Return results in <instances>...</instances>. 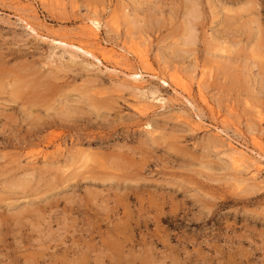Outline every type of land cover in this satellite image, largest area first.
Masks as SVG:
<instances>
[{"label": "rangeland", "instance_id": "obj_1", "mask_svg": "<svg viewBox=\"0 0 264 264\" xmlns=\"http://www.w3.org/2000/svg\"><path fill=\"white\" fill-rule=\"evenodd\" d=\"M45 1L0 0V264H264V0ZM91 16L141 80L51 43Z\"/></svg>", "mask_w": 264, "mask_h": 264}, {"label": "bare ground", "instance_id": "obj_2", "mask_svg": "<svg viewBox=\"0 0 264 264\" xmlns=\"http://www.w3.org/2000/svg\"><path fill=\"white\" fill-rule=\"evenodd\" d=\"M40 1V0H39ZM45 0H41V2H44ZM45 2H47V1H45ZM242 4V3H241ZM31 11V10H30ZM34 12V11H33ZM33 13L31 12V15H32ZM36 14V13H35ZM96 14V13H95ZM98 15V14H97ZM96 15V16H97ZM16 16V15H15ZM34 16V15H33ZM94 16V15H93ZM93 16H91V17H93ZM38 17V16H37ZM36 17V18H37ZM26 18V17H25ZM34 18V17H33ZM35 18V19H36ZM94 18V17H93ZM99 20H101L100 18H98ZM98 19H96V18H94V19H89V20H87L86 22H82L83 24H84V31H85V35H86V39H87V42L85 41V42H83V41H78V42H75V43H71V42H68V41H65L64 39H62V38H56L55 37V39H50L51 40V43H53V44H56V45H59L60 47L61 46H63V48H64V46H67V48H71V50H72V48L73 49H76V50H74V51H76V52H81L82 54H84V55H86L87 57H90L92 60H94V61H96L97 62V64L99 65V66H102V67H104V69H106L107 70V67H105L107 64L108 65H111V67H112V69L113 70H122L124 67H126L127 65H125L126 63H124L125 62V60L127 61V58H126V55H124L123 53H121V52H119L118 50H117V47L116 46H112V45H103V43L101 42V41H105V40H101L100 41V31H102L101 30V22L98 20ZM21 22H23L25 25V28L27 29V31H29L31 34H33V35H35V36H37V37H42L41 35H40V33L35 29V27H33L30 23H28L26 20H24V19H19ZM38 20V19H37ZM230 20V19H229ZM18 23V22H17ZM255 23V22H254ZM252 24V23H251ZM257 24H258V22H257ZM19 25V24H18ZM17 25V26H18ZM40 25H41V22H40ZM255 25V24H254ZM36 26V25H35ZM258 26V25H257ZM19 27V26H18ZM259 27V26H258ZM258 27H256V29L258 28ZM40 28V27H39ZM254 28H255V26H254ZM262 29V28H261ZM24 30V29H23ZM118 30V29H117ZM26 31V32H27ZM46 31H47V29H46ZM83 31V32H84ZM263 31V30H262ZM102 32H104V31H102ZM253 32H254V30H253ZM50 33V32H49ZM53 33V32H52ZM258 33V32H257ZM256 33V34H257ZM44 34V33H43ZM105 34V33H104ZM261 34V33H260ZM45 35V34H44ZM264 35V34H263ZM34 36V37H35ZM258 37L260 36V35H257ZM46 37V36H45ZM48 37H50V36H48ZM52 37V36H51ZM264 37V36H263ZM47 38V37H46ZM54 38V37H53ZM260 38V37H259ZM40 39V38H39ZM42 39V38H41ZM254 39V38H253ZM261 39V38H260ZM35 40V39H34ZM37 40V39H36ZM48 41V40H47ZM71 41V40H70ZM226 41V40H225ZM224 41V42H225ZM107 42V41H106ZM223 42V41H222ZM256 42V41H255ZM89 43V44H88ZM223 44V43H222ZM226 44V43H225ZM258 44V43H257ZM49 45H50V42H49ZM137 45V44H136ZM230 46H231V44H229ZM237 45V44H236ZM52 46H54V45H52ZM58 46V47H59ZM235 46V45H234ZM258 46V45H257ZM264 46V45H263ZM57 47V46H56ZM133 46H131L130 48H132ZM138 47H139V45H138ZM137 47V48H138ZM226 48H227V46H225ZM53 48H55V47H53ZM120 48V47H119ZM134 48V47H133ZM132 48V49H133ZM231 48V47H230ZM261 48V47H260ZM56 49H58V48H56ZM56 49H54V50H56ZM65 49V48H64ZM143 49V48H142ZM119 50H121V51H123L125 54H127V55H135V58H136V61H138V62H140L141 64H144V65H146L149 61L147 60V56L143 53V52H141V51H136V50H131V51H127V50H125V49H119ZM229 50V49H228ZM65 51H66V49H65ZM73 51V50H72ZM227 51V50H226ZM254 51V50H253ZM252 51V52H253ZM56 52V51H55ZM231 52V51H230ZM66 54H67V52H65ZM255 53V52H254ZM54 53H52V55H53ZM56 55V54H55ZM65 55V54H64ZM73 55V54H72ZM257 55V54H256ZM60 56V55H59ZM58 56V58H60L61 59V57H59ZM74 56V55H73ZM223 56V55H222ZM258 56V55H257ZM52 58V57H51ZM63 58V57H62ZM77 58V57H76ZM59 60V59H58ZM263 60V59H262ZM52 61H53V59H52ZM52 63V62H51ZM56 63V62H55ZM58 63V62H57ZM56 63V64H57ZM256 63V62H255ZM262 63V62H261ZM150 64V63H149ZM263 64V63H262ZM264 65V64H263ZM130 66V65H129ZM128 66V67H129ZM147 66H148V64H147ZM225 66V65H224ZM144 67V66H143ZM149 67V66H148ZM145 68V67H144ZM150 68V67H149ZM225 68V67H224ZM127 68H125V69H123V71H126V73H128V71L129 70H126ZM135 71V70H134ZM131 72V71H129L130 73H128L126 76L127 77H133V79H135L136 81L139 79V80H141V78H142V75H141V73L139 72V73H137V72ZM203 71V70H202ZM226 71H228V70H226ZM116 72V71H115ZM118 72V71H117ZM205 72L206 71H204V73L203 72H201V74L203 73L204 75H205V77L207 76L206 74H205ZM123 74H125V73H123ZM178 74V73H177ZM177 74H174V75H172V76H170V80L171 81H173L174 83H175V85L178 87V88H180L182 91H183V93H185L186 94V96H191V95H189V89H191V88H189V86L187 85L188 83H186L187 81H185L184 82V78L182 79V77H179V75H177ZM207 74H208V72H207ZM212 74V73H211ZM203 75V76H204ZM124 76V75H123ZM140 76V77H139ZM152 76H154V77H156L155 76V74H153ZM184 76V75H183ZM208 76H211V75H208ZM137 77H139V78H137ZM199 77V79L201 78V76L199 75L198 76ZM209 78V77H208ZM212 78V77H211ZM202 79V78H201ZM161 80H163V78L161 79ZM166 80V79H165ZM186 80V79H185ZM168 81V80H167ZM198 82V81H197ZM137 83H139V82H137ZM166 85H167V83L166 82H164ZM171 83V82H170ZM199 83H201L202 84V82H198V85H199ZM174 85V86H175ZM168 86V85H167ZM171 87V86H170ZM173 87V86H172ZM140 88V87H139ZM178 88H176V89H178ZM202 88V87H201ZM173 90H175V89H173ZM192 90V89H191ZM177 91V90H176ZM179 92V91H178ZM197 92L199 93V98L201 99V101H202V104L204 103V104H206L207 103V101H206V98L204 97V95H203V93H202V90H200V86H198V89H197ZM176 94H178L177 92H176ZM191 94V93H190ZM180 96V95H179ZM153 98V97H152ZM183 98V97H182ZM157 99V98H156ZM156 99H154L153 101H155ZM158 100H162L161 98L160 99H158ZM186 100V99H185ZM162 101H164V99L162 100ZM187 101V100H186ZM185 102V101H184ZM188 102V101H187ZM209 102V101H208ZM158 103H159V101H158ZM164 103V102H163ZM163 103H161V105L163 104ZM189 103V102H188ZM194 103V102H193ZM192 104V103H191ZM196 105V104H195ZM195 105H194V107H195ZM208 105V104H207ZM206 105V106H207ZM208 106H210V105H208ZM162 107V106H161ZM160 107V108H161ZM194 107H192V108H194ZM164 108H165V104H164ZM139 111H141V108L139 107ZM149 109V108H148ZM195 109V108H194ZM138 111V109L136 110V112ZM147 111V110H146ZM142 112H144V109H143V111ZM257 112V111H256ZM259 112V111H258ZM142 114V113H141ZM197 115V114H196ZM259 115V114H258ZM186 116V115H185ZM200 115H198L197 117H199ZM261 116V115H260ZM197 117H196V120H197ZM201 117V116H200ZM263 117V116H262ZM260 118V117H259ZM261 119V118H260ZM202 120H203V118H202ZM201 120V118H198V121L197 122H195L194 123V127L195 126H197V127H201V123H203V121ZM184 121V120H183ZM195 121V120H194ZM261 121H263L262 119H261ZM192 123V124H191ZM190 124H191V126L193 125V122H191ZM205 123V122H204ZM147 124H149V123H147ZM204 125V124H203ZM151 127V126H150ZM197 127H195L196 129H197ZM202 127H204V126H202ZM201 127V128H202ZM214 127V126H213ZM191 128V127H190ZM201 128H199L200 130H201ZM216 128V127H215ZM153 129V128H152ZM194 129V128H193ZM198 129V130H199ZM204 129V128H203ZM207 129V128H206ZM155 130V129H154ZM153 130V131H154ZM152 131V130H151ZM150 131V132H151ZM152 131V132H153ZM213 131V130H212ZM216 131H217V133H216V135H219V134H221V133H223L222 131H220V129H217L216 128ZM148 134H149V132H147ZM156 133V132H155ZM225 135V134H224ZM54 136V135H53ZM255 140H257V142H258V139H256V138H254ZM253 139V141L255 142V140ZM51 143H52V141H51ZM55 143V142H54ZM255 145H256V143H254ZM253 144V145H254ZM258 144V143H257ZM55 145V144H54ZM57 146H58V144H56ZM60 145V144H59ZM255 145L253 146V147H255ZM62 146V145H61ZM230 146L232 147L231 148V150H232V153L230 154V155H232L231 156V163H232V165L234 166L233 168H236V169H240V168H243V167H245V166H247V164H249V161H251V160H255V161H257V162H259L258 160L260 159V158H262V156H260L258 153H256V151L254 150L253 152H255V155L253 156V152H251V153H253L252 155H250V154H248L247 152H246V150L244 149H238V148H235L232 144H230ZM252 147V148H253ZM261 146L259 145V147L257 148L258 150L259 149H261L260 148ZM55 149L56 148H58V147H54ZM60 148H62V147H60L59 146V149ZM243 148H245V147H243ZM54 149V150H55ZM57 150V152L58 151H61V150H58V149H56ZM230 150V151H231ZM249 150V149H248ZM253 150V149H252ZM251 150V151H252ZM63 151V150H62ZM229 151V152H230ZM250 151V150H249ZM55 153V152H54ZM30 155H32V154H30ZM52 155V154H51ZM54 155V154H53ZM52 155V156H53ZM35 156V155H34ZM44 156V155H43ZM52 156L50 157L49 156V158H51L52 159ZM32 157V156H31ZM39 157V156H38ZM54 157V156H53ZM230 157V156H229ZM34 158V157H33ZM36 158V157H35ZM42 158V157H41ZM41 158H39V159H41ZM43 159V158H42ZM71 159V158H70ZM262 159H264V158H262ZM48 160V159H47ZM72 160H74V159H72ZM26 161H28V160H26ZM25 161V162H26ZM35 161V160H34ZM52 162H54V161H52ZM55 162H57V161H55ZM72 162V161H71ZM70 162V163H71ZM76 162H77V160H76ZM262 162V161H261ZM27 163V162H26ZM34 163V162H33ZM36 163H37V159H36ZM42 163V162H41ZM31 164H32V162H31ZM52 164V163H51ZM58 164H61V163H59L58 162ZM64 164H66V163H64ZM75 164V163H74ZM252 164V163H251ZM264 164V163H263ZM36 165V164H35ZM76 165V164H75ZM74 165V166H75ZM82 165V164H81ZM85 165V164H84ZM32 166V165H31ZM255 166V165H254ZM256 166H258V165H256ZM56 167H58L57 165H56ZM60 167H62V166H60ZM65 167H67V166H65ZM64 167V168H65ZM248 167V166H247ZM32 168V167H31ZM50 168H51V165H50ZM52 168H53V166H52ZM78 168V167H77ZM252 168V167H251ZM259 168V167H258ZM70 169V168H69ZM74 169L76 170V168L74 167ZM255 169V168H254ZM260 169V168H259ZM24 170V169H23ZM57 170V169H56ZM74 170V171H75ZM248 170H250V169H248ZM68 171H70V172H72L71 170H68ZM95 171V170H94ZM255 171V170H254ZM258 171V170H257ZM85 172V171H84ZM261 172V171H260ZM260 172H259V174H260ZM26 173V172H25ZM91 173V172H90ZM71 174H75L74 172L73 173H70V175ZM81 174V173H80ZM89 174V173H88ZM92 174H94L93 172H92ZM25 175H28V173L27 174H25ZM77 175V174H76ZM79 175V174H78ZM238 175V174H237ZM245 175V174H244ZM72 176H74V175H72ZM71 176V177H72ZM83 176H85V175H83ZM92 176H94V175H92ZM102 176V175H101ZM252 176H254V175H252ZM26 177V176H25ZM27 177H30V175H28ZM27 177H26V179H27ZM82 177V176H81ZM90 177H91V174H90ZM115 177V176H114ZM237 176H235V178H236ZM76 178V177H75ZM80 178V177H79ZM83 178V177H82ZM117 178V177H116ZM247 178V177H246ZM73 180V177L72 178H70L69 180ZM93 179H96V177L95 178H93ZM113 179V178H112ZM242 179H243V177H242ZM24 180V179H23ZM68 180V181H69ZM237 180H240V178L238 179H236V181ZM33 181V180H32ZM93 181V180H92ZM241 181H243V180H241ZM240 181V182H241ZM245 181H247V180H245ZM20 182H22V181H20ZM19 182V183H20ZM28 182V181H27ZM65 182V181H64ZM64 182H62V183H64ZM133 182V181H132ZM22 183H24V182H22ZM131 183V182H130ZM238 184V183H237ZM242 184V183H241ZM28 185V184H27ZM24 187V186H23ZM234 187V186H233ZM234 188H236V187H234ZM238 189V188H237ZM117 239H118V237H117ZM120 240V239H119ZM116 241V240H115ZM117 244V243H116Z\"/></svg>", "mask_w": 264, "mask_h": 264}]
</instances>
